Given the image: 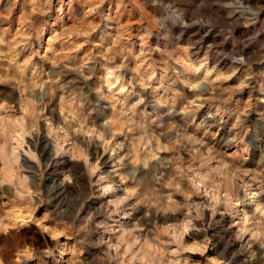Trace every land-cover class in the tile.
I'll use <instances>...</instances> for the list:
<instances>
[{"label":"rangeland","instance_id":"1","mask_svg":"<svg viewBox=\"0 0 264 264\" xmlns=\"http://www.w3.org/2000/svg\"><path fill=\"white\" fill-rule=\"evenodd\" d=\"M0 264H264V0H0Z\"/></svg>","mask_w":264,"mask_h":264},{"label":"bare ground","instance_id":"2","mask_svg":"<svg viewBox=\"0 0 264 264\" xmlns=\"http://www.w3.org/2000/svg\"><path fill=\"white\" fill-rule=\"evenodd\" d=\"M47 148H48L47 146L44 147V149H43V155H47L48 157H50V153L49 154L47 153L48 152L47 151Z\"/></svg>","mask_w":264,"mask_h":264}]
</instances>
